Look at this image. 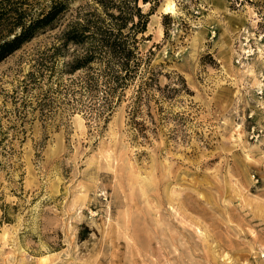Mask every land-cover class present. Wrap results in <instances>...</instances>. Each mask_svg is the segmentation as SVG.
<instances>
[{
	"label": "rangeland",
	"instance_id": "374dc122",
	"mask_svg": "<svg viewBox=\"0 0 264 264\" xmlns=\"http://www.w3.org/2000/svg\"><path fill=\"white\" fill-rule=\"evenodd\" d=\"M251 1L138 2L152 9L140 51L161 85L181 76L193 92L147 140L126 103L97 127L48 95L75 50L51 48L93 0L0 62V264H264V0Z\"/></svg>",
	"mask_w": 264,
	"mask_h": 264
},
{
	"label": "trees",
	"instance_id": "16d2710c",
	"mask_svg": "<svg viewBox=\"0 0 264 264\" xmlns=\"http://www.w3.org/2000/svg\"><path fill=\"white\" fill-rule=\"evenodd\" d=\"M73 1L0 0V62L38 33L53 28ZM93 1L95 6L82 16L78 13L61 33V47L51 48V56L69 45L75 50L56 75V88L48 86V95L62 97L97 127L126 103V124L135 137L147 140L156 131V116L169 119L166 106L193 92L181 76L173 84L161 85L162 74L152 64L153 52L140 51L139 36L147 32L152 9L143 13L138 2L152 3L154 8L156 0ZM240 3L258 5L251 0ZM46 70L51 83L55 70L53 66ZM62 74L69 76L66 82Z\"/></svg>",
	"mask_w": 264,
	"mask_h": 264
},
{
	"label": "bare ground",
	"instance_id": "6f19581e",
	"mask_svg": "<svg viewBox=\"0 0 264 264\" xmlns=\"http://www.w3.org/2000/svg\"><path fill=\"white\" fill-rule=\"evenodd\" d=\"M167 4V5H166ZM165 5V7L163 8V12L164 13H172L173 12V5H172V3L171 2H167Z\"/></svg>",
	"mask_w": 264,
	"mask_h": 264
}]
</instances>
